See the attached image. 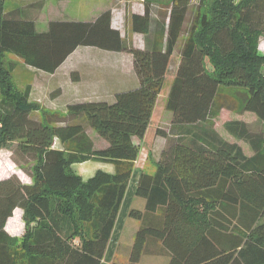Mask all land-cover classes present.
Wrapping results in <instances>:
<instances>
[{
    "label": "trees",
    "instance_id": "obj_1",
    "mask_svg": "<svg viewBox=\"0 0 264 264\" xmlns=\"http://www.w3.org/2000/svg\"><path fill=\"white\" fill-rule=\"evenodd\" d=\"M216 1L212 16L197 13L184 39L166 100L172 126L156 131L165 146L156 170L142 171L136 188L146 205L129 213L140 225L128 264H138L154 242L168 264H264V130L225 122L251 145L247 156L214 123L223 107L254 112L264 123V74L255 72L264 0ZM190 4L172 0L168 22L154 16L151 3L144 14L130 13L131 30L145 35L140 48L112 26L111 9L90 21L52 20L41 32L0 0V144L15 147L32 178L0 179V264L102 263L141 151L134 138L147 132ZM81 45L129 52L138 86L117 92L113 102L70 103L62 113L32 101L30 85H15L16 62L7 53L54 73ZM89 128L106 147H95ZM88 160L112 163L114 172L98 169L85 180L73 165ZM17 207L26 222L21 237L5 230Z\"/></svg>",
    "mask_w": 264,
    "mask_h": 264
},
{
    "label": "crops",
    "instance_id": "obj_2",
    "mask_svg": "<svg viewBox=\"0 0 264 264\" xmlns=\"http://www.w3.org/2000/svg\"><path fill=\"white\" fill-rule=\"evenodd\" d=\"M46 1L47 0H24L25 5L34 6L30 8V11L32 12L30 14L24 11L22 0H16L15 3L11 6V10L17 16H23L25 18L35 20L37 30L42 32L48 29L49 22L52 20L63 19L90 21L96 18L101 12L107 9H111L113 14L112 26L120 30L123 38L126 41L132 42L136 47H145V35L142 33L133 32L131 30L129 21L130 13L144 14L145 7L143 6V3L139 2V5H136L134 0H103L104 5L99 7L97 10L96 8L93 9L94 13L91 12L90 15H94H92L90 19H79L77 17L67 18L64 17L65 15H62L60 11L58 12L59 15H53L52 17L47 16L45 17V22L39 23V17L41 16V14L44 15L46 11L44 10ZM58 1L62 7L65 6V0ZM153 4L154 3L152 2L151 5ZM169 13L170 10L166 16V22L169 21ZM39 24L42 25L41 30L38 29ZM185 37L186 36L183 32L181 39L178 42L173 53L172 63L170 65L164 84L165 87L166 81L170 82V85L167 88L165 94L166 98L168 97L171 90L172 82L175 78L176 70L180 62L181 50ZM20 61L22 62V60L20 59H18L17 62L15 61L16 67L12 73L13 79L15 78V72H17L19 66L17 64H19ZM22 65H24L26 70L34 71L33 73L39 74L42 78L39 81L34 80L33 82L17 81L18 86L21 89H24L30 85V99L34 102L40 103L43 109L55 112L65 113L67 111V105L73 102L96 100L113 102L115 100L117 92L134 88L139 84V77L134 68L133 57L129 52L126 51H109L100 49L95 46L81 45L77 47L73 51V53H71V55H69L65 62L54 73H47L45 71L35 69L29 65H26L24 62H22ZM45 75H49V77L47 78ZM47 79L49 80L48 84ZM164 87L157 99V103L155 105L152 118L144 138H134L136 142H139L140 145L146 148L148 159L143 169L135 165V170L129 181L128 188L117 218V222L113 230L111 241L108 245L105 257L101 264H114L115 262L128 264L130 250L134 242L136 231L140 225V222L137 219V222L134 220L135 222H133L132 225L133 228L131 230V236L124 235V231L126 230V227L129 223L128 221L130 219H133L129 213L132 208L143 210L146 205V199L136 194L139 177L142 171L153 173L156 170L161 152L166 143V137L157 134V129H163L169 132L172 126V113L166 109V102L165 105L163 104L162 108H159L158 105L159 98L163 94ZM244 113L255 114L251 111H244L240 113L233 111L228 107H223L219 113V116L221 117L224 115V124L225 122L230 120H241L249 124L250 122L243 117ZM163 116H166L169 120L165 128L164 126H162ZM35 117H40L39 112H37V115H35ZM216 131L228 142L238 143L243 148L239 141L227 139L217 129ZM89 135L94 140L96 148H104L107 146V142L97 134L96 135L99 140H96L91 134ZM54 146L55 148H62V144L60 142L59 145L56 142ZM141 152L142 150L140 151V154ZM251 152V154H248L246 152L245 154L247 156H252L254 154L253 149ZM76 165H79L80 169H76ZM73 167L75 171L79 173L85 180L89 178H85V176L91 177V175H94V173L98 169H103L110 173L114 172V165L112 163L94 160L75 163ZM22 173L23 175L16 172L12 174H17L24 183H31L32 178L27 173ZM12 174L2 175L0 176V179L9 177ZM5 230L11 236L21 237L24 234L26 226L22 208L17 207L14 210L13 216L8 219L5 225ZM151 246L148 247L149 249L145 253V255L148 257L145 261L149 264H168L169 256L163 249L162 245L159 242H154L153 246ZM142 261L143 257L138 264H140Z\"/></svg>",
    "mask_w": 264,
    "mask_h": 264
},
{
    "label": "rangeland",
    "instance_id": "obj_3",
    "mask_svg": "<svg viewBox=\"0 0 264 264\" xmlns=\"http://www.w3.org/2000/svg\"><path fill=\"white\" fill-rule=\"evenodd\" d=\"M16 0H6L7 2V8L11 9V6L15 3ZM22 5H23V9L25 12L27 13H32L30 11L31 7L34 6H28L25 5L24 0H22ZM103 0H65V6L62 7L61 4H59L58 0H47L46 1V6H45V14H41V16L39 17V23L45 22V17L47 16H53V15H59L58 12L61 11L62 15H65L64 17L67 18H71V17H77L79 19H90L92 17L91 12H93V9L96 8V10L104 5ZM134 2L136 3V5H139L140 3H143V6L145 7L146 3H154L152 5L153 11H154V16H157V19L163 18L166 19V16L170 10L171 7V2L172 0H134ZM216 0H191V4L189 6L188 9V14H187V19L185 22V27H184V34L185 36L187 35V31L189 30L190 26L192 25L194 18L196 17L197 13H206L209 16H212V11L214 10V7L216 5ZM40 7V6H39ZM41 9V8H39ZM101 9V8H100ZM43 10V11H44ZM42 11V12H43ZM87 14V15H86ZM86 15V16H84ZM46 27V26H45ZM44 27V28H45ZM38 29L41 30L42 29V25L39 24L38 25ZM256 46H255V52H256V56H257V61H256V68H255V72L256 74H264V35L259 36L256 39ZM7 59H13L16 62L18 61V59H16L14 57V55L12 53H7L6 55ZM263 58V59H262ZM207 67L209 68V70H213V63L210 60V58H207ZM21 64V65H20ZM17 69V72H15V78L13 79L15 85L17 87L19 82H27V81H34V80H40L42 77L39 74L33 73L34 71H30V70H26L24 65H22V62L20 61ZM47 78L49 77V75H45ZM48 79H47V84H48ZM170 82L166 81V86L164 87V91L163 94L161 95V97L159 98V108H162L163 104L165 105L166 102V91L167 88L169 87ZM1 101V99H0ZM161 106V107H160ZM162 110V109H161ZM166 114V113H164ZM243 117L248 120L250 123V128L255 131V132H262L264 130V123L258 118V116L256 114H250V113H244ZM163 121H162V126H164V128L167 126L168 124V119L166 116L162 117ZM214 123H215V127L216 129L222 133L227 139L230 140H234V141H239V143L243 146V149L246 153L251 154L252 152V148L251 146L244 140L236 138L233 135H230L227 130L225 129L224 126V115L223 116H217L214 119ZM1 129V128H0ZM88 133L91 134L96 140H99L97 137V133L89 128L88 129ZM57 142V144L59 145V140L56 139L55 143ZM139 143V142H138ZM140 144V143H139ZM10 146V147H9ZM9 146H5V145H1L0 144V176L5 175V174H12V173H18V174H22V172H24L22 165L23 164L19 158L13 154V149L15 148L12 145ZM142 145H140V149L142 150V152H147L146 148H144ZM148 155V153H147ZM148 159V157H147ZM147 161V160H146ZM146 164V162L144 163V165ZM25 166V164H23ZM144 165L141 167V169H143ZM26 166H28L26 164ZM76 169H80L79 165H76ZM147 171V170H146ZM92 176V175H91ZM90 176H85V178H88ZM23 217H24V210H23ZM136 219H130L128 222V225L126 227V230L124 231V235L125 236H131V230L133 228V222H135ZM262 221H264V218L262 219ZM25 222V220H24ZM137 222V221H136ZM25 226H26V222H25ZM148 257L144 254L143 255V261L140 264H149L148 262H146L145 260Z\"/></svg>",
    "mask_w": 264,
    "mask_h": 264
},
{
    "label": "built area",
    "instance_id": "obj_4",
    "mask_svg": "<svg viewBox=\"0 0 264 264\" xmlns=\"http://www.w3.org/2000/svg\"><path fill=\"white\" fill-rule=\"evenodd\" d=\"M147 157H148L147 152H144V151L141 152L140 156H138V158H137V160L135 162L137 167L141 168L144 165V163L146 162Z\"/></svg>",
    "mask_w": 264,
    "mask_h": 264
}]
</instances>
